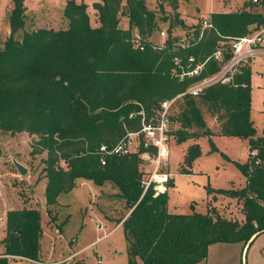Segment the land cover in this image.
Masks as SVG:
<instances>
[{
	"label": "trees",
	"instance_id": "trees-1",
	"mask_svg": "<svg viewBox=\"0 0 264 264\" xmlns=\"http://www.w3.org/2000/svg\"><path fill=\"white\" fill-rule=\"evenodd\" d=\"M182 1L159 0L160 11L165 4L170 6L174 19L161 47L152 42L160 28L157 12L145 0L95 1L98 28L91 26L86 4L68 0L63 12L69 21L67 29L31 31L25 29L26 0H12L11 34L0 51V131L38 137L32 153H47L48 213L53 216L59 198L73 192L79 180L99 187L113 184L129 208L128 216L119 222L129 244V264H200L206 262L214 244L244 243L246 247L254 235L264 234V131L258 137L251 118L252 60L239 67L230 82L211 85L198 97L186 95L171 108L168 135L172 127L181 125L176 132L178 144L213 136L204 111L216 118L222 135L248 142L249 162L236 163L246 186L211 190L214 195L207 214H170L168 192L144 191L141 156L156 155L157 149L145 148L143 136L137 152L107 156L102 164V146L120 144L129 134L140 133L144 124L157 125L163 103L221 71L223 64L212 58L219 41L244 37L264 23V15L250 1L241 12L212 14L214 27L204 30L200 22L188 34L194 38L191 44L178 48L181 39L173 37L172 30L185 27L178 12ZM124 13L128 29L120 26ZM134 29L143 50L133 44ZM191 56L211 59L199 78L180 81L172 75L174 60L186 63ZM187 127L204 132L201 136L186 133L182 129ZM212 147L217 150L213 143ZM200 155V146L192 145L182 173L191 174ZM218 197L241 203L243 218H223L215 206ZM42 234L41 211H9L0 264L16 258L41 263Z\"/></svg>",
	"mask_w": 264,
	"mask_h": 264
},
{
	"label": "rangeland",
	"instance_id": "rangeland-1",
	"mask_svg": "<svg viewBox=\"0 0 264 264\" xmlns=\"http://www.w3.org/2000/svg\"><path fill=\"white\" fill-rule=\"evenodd\" d=\"M64 0H26L28 15L27 30L67 29L69 21L64 18L62 2ZM100 0H76L84 3L90 15L91 26H100L94 9V2ZM149 9L157 12L159 30L154 33L152 42L161 44L166 41L170 24L174 21L172 9L164 5L160 11L159 0H145ZM250 0H184L178 12L185 27L176 26L173 37L181 40L191 32L194 26L209 20L214 13H231L245 10ZM12 0H0V51L10 37V14ZM253 10V9H252ZM168 19V21H165ZM121 27L129 28V19L124 13L121 16ZM137 32L134 29V34ZM161 32L166 37H161ZM163 44V43H162ZM252 68V111L251 118L257 130V136L264 131V56H257L251 62ZM172 111H170L171 113ZM175 113V112H174ZM209 137H197L183 144L177 143L176 132L181 125L172 127L168 149L170 158L163 172L173 175L168 186V212L174 215L207 214L209 202L213 197L211 190H240L246 186V178L237 167L250 160V149L247 141L237 137L221 134L220 124L216 118L205 111ZM186 133L202 135L203 130L196 127L184 128ZM182 130H180L182 132ZM37 136L27 133L11 134L0 131V184L15 189V197L0 194V207L18 210L22 207H36L42 213L43 234L40 240V261L11 260L10 264H61L69 256L74 259L69 264H129V244L119 222L129 213L126 201L120 197L119 190L113 184L103 187H80L71 196L64 194L59 198L60 206L54 208L53 216L47 211L44 160L47 153L33 154L32 144ZM212 143L217 150H213ZM198 144L200 157L186 170L185 156L189 148ZM255 154V153H254ZM252 153V157H255ZM21 164L28 171L21 176L14 163ZM141 172L153 171V165L141 164ZM216 209L226 219H242V206L236 200L218 197ZM62 227V228H60ZM209 249L206 262L200 264H264V234L246 250L243 244L218 243ZM248 251V252H247ZM78 252L77 254H74ZM139 264H143L139 261Z\"/></svg>",
	"mask_w": 264,
	"mask_h": 264
},
{
	"label": "built area",
	"instance_id": "built-area-1",
	"mask_svg": "<svg viewBox=\"0 0 264 264\" xmlns=\"http://www.w3.org/2000/svg\"><path fill=\"white\" fill-rule=\"evenodd\" d=\"M250 1L255 5V8L264 15V0ZM213 27L211 18L202 22V29L204 30L212 29ZM160 34L161 37H166L165 32H161ZM193 39L192 34H187L186 37L180 40L176 45L178 48L185 49L191 44ZM165 42L157 45L163 47ZM133 44L136 48H140L141 50L144 49L140 35L134 36ZM259 55H264V23L260 26L252 27L251 33L244 37H224V39L216 44L215 52L212 56L215 61L223 64L221 71L211 77L195 82L183 94L178 95L171 101L163 103L157 125L144 124L140 133L129 134L128 138L120 144L113 147L102 146L100 148L102 164H106L107 156H123L137 152L139 147L138 139L143 136L145 140V148L153 147L157 149L156 155L146 152L141 156L143 164L147 165L151 163L153 165V171L148 173V175L146 174L147 177L142 180L144 191L147 192L149 189H152L156 195L168 192V184L173 175L163 172V169L170 158V151L167 144L170 139L168 135L169 115L172 106L186 95L198 97L211 85L230 82L232 76L238 72L239 67L248 63L250 60L255 59ZM226 56H230V59L226 60ZM210 59L211 58H208L207 60L202 61L191 56L188 58L187 62L184 63L181 59L176 58L174 60L175 68L172 75L180 81L199 78L206 69V65ZM254 155H256V153ZM73 259V256H69L62 261L61 264H69Z\"/></svg>",
	"mask_w": 264,
	"mask_h": 264
},
{
	"label": "crops",
	"instance_id": "crops-1",
	"mask_svg": "<svg viewBox=\"0 0 264 264\" xmlns=\"http://www.w3.org/2000/svg\"><path fill=\"white\" fill-rule=\"evenodd\" d=\"M67 1L68 0H64L63 2H62V12H64V7H65V5H66V3H67ZM180 14V13H179ZM182 18V17H181ZM124 29H128V28H124ZM135 35H140L139 34V32L137 31L135 34H134V36ZM165 42V41H164ZM164 42H162V43H164ZM161 43V44H162ZM259 56H264V55H259ZM254 60V59H253ZM252 62V61H251ZM78 185L80 186V187H93L92 185H93V183L92 182H90V181H86V180H79L78 181V183H77V186H76V188L74 189V191L78 188ZM95 185V184H94ZM14 188V187H13ZM11 189V188H7L6 186H4L3 184L1 185L0 184V194H2V195H9V196H11V197H15V195H16V193H15V189ZM73 191V192H74ZM73 192H71L70 194H68L69 196H71L72 195V193ZM63 196V195H62ZM73 196V195H72ZM15 199H16V197H15ZM46 203V202H45ZM59 204H61V202L59 201ZM45 207H46V204H45ZM25 208H28V209H37L36 207H22V208H20V209H18V210H22V209H25ZM12 210H14L13 208H1L0 207V254H2L3 252H4V246L2 245V241H3V239L5 238V236H6V231H7V214H8V212L9 211H12ZM38 210V209H37ZM129 214V213H128ZM128 216V215H127ZM118 225H121V227H122V224H118ZM260 237V236H259ZM258 237V238H259ZM257 238V239H258ZM256 239V240H257ZM255 240V241H256ZM254 241V242H255ZM239 244V243H238ZM240 244H243V246H244V243H240ZM216 245H219V244H216ZM213 246L214 245H212L211 247H210V249H212L213 248ZM74 254H77L78 255V252H76V253H74ZM27 260V259H23V258H16V259H12V260ZM27 261H30V260H27ZM31 262H34V261H31ZM34 263H38V262H34Z\"/></svg>",
	"mask_w": 264,
	"mask_h": 264
},
{
	"label": "water",
	"instance_id": "water-1",
	"mask_svg": "<svg viewBox=\"0 0 264 264\" xmlns=\"http://www.w3.org/2000/svg\"><path fill=\"white\" fill-rule=\"evenodd\" d=\"M14 165L16 166L17 170L19 171L20 175L21 176H25L27 174V170L26 168H24L21 164L15 162ZM260 235L259 234H256L254 235L251 240L248 242V244L246 245L245 247V250H244V254L246 253V250H249V248L251 247V245L254 243V241L259 237ZM248 252V251H247Z\"/></svg>",
	"mask_w": 264,
	"mask_h": 264
}]
</instances>
